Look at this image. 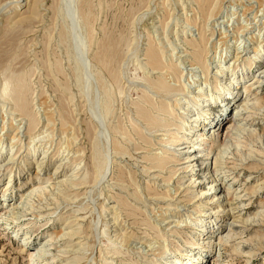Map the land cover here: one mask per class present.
<instances>
[{"label":"rangeland","instance_id":"obj_1","mask_svg":"<svg viewBox=\"0 0 264 264\" xmlns=\"http://www.w3.org/2000/svg\"><path fill=\"white\" fill-rule=\"evenodd\" d=\"M5 2H7L6 7L0 11V145L8 144L11 134L18 127H22V132L25 131L21 134L23 142L29 141V136L26 134L29 122L27 119L23 120L19 111H15L14 96L10 94V97H7L9 95L5 96L3 92L6 82H10L11 92L20 89L25 103L30 105L28 108L35 112L37 124L32 135L40 133V137L51 135L52 140L47 137L46 142H50L46 144V148H50L53 156L58 152L57 156L46 162L42 174L54 173L58 168L55 176L64 172L72 176L74 169H80L82 171L80 178L91 179L88 184L75 188L71 183L78 177L69 178L70 185H65L68 192L73 190L77 192L74 206L82 208V213L86 216L85 227H88L89 236L85 239L88 244L83 252L85 259L82 264H105V262L127 264L138 257V252L145 249L146 240L150 241L151 237H155L157 229L160 228L163 232L164 228H167L168 232L174 230L177 225L175 221L179 220L177 216H180L176 214H180L181 211L183 215L189 209L183 207L185 204L183 201L188 196L180 191V194H177L179 188L176 183L183 169L170 182L165 181L170 177L173 169L187 166L178 165L185 160L174 163L176 160L174 155L180 152V155H183L195 148L196 154L202 156L203 150L208 145L203 137H199V142L192 148L190 147L192 144L186 143L187 140L181 145H169L164 141L170 138L177 140L176 137L180 135L175 134L177 131L174 128L165 132L158 128L150 130L145 125L138 112L139 106L136 105L144 106L153 114L158 112L149 105L150 103H144L145 101L142 100L144 95H148L153 102L155 100L156 104L166 99L165 94L155 91L150 84L148 85L149 80L166 76L171 84L176 82V77L171 73L165 71L166 74H161L162 71H153L147 65V49L150 45L159 49L166 65L172 63L179 65L178 67L184 71L186 83L190 81L197 86L203 78L200 68L192 65L193 61L189 55L192 47L188 42L199 40L201 33L205 35L209 42L210 63H214L211 65V72L215 66L214 60L229 62L235 56V49L239 44L243 54L251 55L252 41L264 42V0H215L209 15H203L196 0H0V5ZM260 49L264 50L263 45ZM263 67L264 51L254 67L245 75L251 78V75L256 74ZM262 86L264 96V82ZM218 106V96L206 104L194 105L190 111L191 115H196L201 109L206 111L202 114L200 122L196 124V128L205 127L210 120L208 117L212 116L210 113L215 112ZM249 112L245 127H250L253 131L235 133L233 139L241 144L243 149L253 151L258 158L264 159V102L253 105ZM229 119L222 124L220 133ZM135 126L141 128L147 136V142L139 138ZM69 137L74 141L70 149L66 145ZM115 138L128 150L123 157H118L114 149H110ZM207 138L211 141V137ZM43 142L38 143L40 148L36 152V157L45 151L46 142ZM163 148L166 150H162ZM101 151L103 154H96ZM83 152L84 156L81 154ZM159 152L161 157H169L173 161L165 165V169L155 167L159 165L153 158ZM98 154L100 155L98 158L102 156L101 162L96 156ZM31 156L33 155H28V158ZM73 157L78 159L76 160L78 163ZM62 159L64 163L59 167ZM95 161L100 164L106 163L101 167ZM15 165L13 163L0 169V201L4 199L3 192L10 179L11 169L15 168ZM206 165V163L202 164L201 158L195 165L187 167V170L193 173L204 171ZM99 167L102 172L101 170L98 172ZM121 170L125 174L124 182L117 180L118 175L123 172H119ZM250 172L237 170V179L233 177L234 175L230 176V172H224L227 176L225 180L218 181L219 184L211 191L226 189L225 194L229 191L233 193L241 187L244 176ZM200 180H203L206 189L211 184L212 178L206 173H201ZM36 182L31 183L30 188ZM179 184L182 185V189L188 186L186 180H179ZM26 189L28 190V186L24 190ZM168 190L167 199L162 198L165 201L153 195L154 191L166 194ZM263 194L264 190L253 198L251 209L258 206V198ZM15 195L13 193V198ZM117 199L120 204L118 206ZM202 201L204 203L205 200ZM222 203L223 200L218 199L216 202L213 201L211 207L220 206ZM1 204L0 202V206ZM104 204L107 209L102 212L101 207ZM111 206H116L115 211L110 209ZM174 211L179 212L174 213ZM59 212L60 210L54 216L42 220L34 219L29 215L15 222L5 223L2 220L0 264H30L29 254L34 252V247H27V251L21 253V244L18 243L15 235L17 231L33 229L41 235V238L46 237L47 233H53L51 241L53 248H59L69 241V236L65 238L62 234H55V231L66 227V221L57 217ZM115 213H117L116 219ZM168 216L172 217L168 225L167 221L159 220ZM48 219L51 221L46 223ZM213 220V223L207 224L199 238L206 250L203 252L205 255L203 258H207L204 262L202 259L194 260L192 264H217L219 247H208L206 241L215 238L217 242L219 233L224 232L227 227L221 223L222 218L216 220L213 218ZM263 224L256 221L250 223L247 228H257ZM103 230H106L107 235L100 234V236L99 233ZM251 233L253 232L248 235ZM121 235L122 237L124 235L123 239L119 237ZM245 244V248H249V244ZM184 250H188V247L185 246L180 251L172 249V252L167 253L166 257L160 259L157 264H190L186 260ZM176 258L179 263L174 262ZM244 260L235 254H225L219 264H264V252L257 251L249 263Z\"/></svg>","mask_w":264,"mask_h":264},{"label":"bare ground","instance_id":"obj_2","mask_svg":"<svg viewBox=\"0 0 264 264\" xmlns=\"http://www.w3.org/2000/svg\"><path fill=\"white\" fill-rule=\"evenodd\" d=\"M196 1L199 3V7H201L199 9L202 10V12L204 13L203 15H209L211 9L215 5V0ZM6 5L7 2L1 4L0 11L4 7H6ZM252 42L253 55H247L248 53L243 54V51H240L242 47H239L241 44H239V46L235 49V56L230 59L229 62L224 63L221 59L217 60L215 58V66L212 70L213 72H211V65H213L214 63H210L211 59H209L208 39L203 33H201L199 40L189 41L188 44L192 47V51L189 53L193 61L192 65H197L200 68L201 76L203 78L202 82L199 83V85L197 86H194L190 81L186 83L187 81L186 79H184V71L178 67L179 65H176L174 63L166 65L164 63L162 54L159 52V49L152 45H150V47L147 49V65H149V67L153 71H162L161 74H166V72L171 73L172 75H174V77H176V82L171 84L169 81H167L166 76H161L154 80H149L148 85L150 84V87H152L155 91L165 94L166 99L164 101H161L160 104H156L155 100L153 102V100L148 97V95H144V97L142 98V100L145 101L144 103H150L149 105H152L156 112H158V114H153L149 109L147 110L146 108H144V106L137 104L136 106H139L137 107L139 108V115L145 121V125L150 130L158 128L160 129V131L165 132H169L174 128L177 131L175 132V134L180 135L176 137L177 140H175V138H170L164 141L165 143H169V145H181L184 144L182 142H186L187 140L186 143L192 144L190 146L192 148L195 147L196 144L199 142V137H203V140L206 142V144L208 143V145L206 146L205 150H203L204 155L202 156L196 154L195 148L193 150L190 149V151H187V153L183 155H180L181 152L176 153L177 151H175L176 155H174V158L176 160L174 163H178L181 160H185L183 163L179 162L178 165L184 164L187 166L182 165L184 167H181L179 169H173L170 177L168 179H165V181L170 182L174 178V176H176V174H178V172L183 169L182 173L184 174L182 176V173L178 175L179 179L176 183V185L178 186L177 188H179L177 194L180 191V193H184L186 197H189H187L186 200L183 201L185 203L183 207L189 209L183 215L181 214L180 210V214L177 213L179 211H174V213H177L176 215H180L177 216V219L179 220L175 221L177 224L175 226V229L170 230V233L166 231L167 228H164V232L161 231L160 228L159 230L157 229V235L155 237H149L150 241L146 240L145 249L143 251L138 252V257L133 260L131 259L132 261L128 262L127 264H157L160 259L166 257L167 253L172 252V249L175 248L176 250L180 251L185 246L188 247V250H184V252H186L185 255L188 263L192 264V261L199 259H202V262H204L207 257L203 258L205 256L203 252L206 250L205 246L200 243L201 239L199 240V238H201L202 232L205 231L207 224L213 223V218H215V220L218 218H222L221 223H224L227 227V229L225 228L226 230L224 232L219 233L217 242H215V238H211L206 241V245L208 244V247H219V252L217 254L216 259L217 264L221 262V258L225 254H235L241 258H244V261L246 263H249L251 261V258L256 255L257 251L259 253L264 252V241H262V239L264 238V224L261 227L257 228H247L250 223L256 221L264 223V194L260 198H258V206L255 209H251V203L253 201V198H255L260 192L264 190V159L258 158V156L253 151H247L243 149L242 145L236 143L233 139L235 133H249L253 131V129H250V127H245V125H247V118L250 113L249 110L253 105H257L261 102H264L262 86L264 82V67L260 68L256 74L251 75V78L245 75L248 70H251L254 67L256 62L261 58L262 52L264 51L260 49L261 45H263L264 47V42H257L256 40ZM236 43L237 41L235 42V45ZM105 46L107 47V45ZM11 91L12 90H10V82H6L3 89L5 96L9 95L7 97H10V94L14 96L15 101H13L14 104H16L15 111H19L20 116L23 117V120L27 119V121L29 122L28 128H26V134L29 136V141L27 140V143L23 142L21 134L25 133V131L22 132V127H18L16 131L11 134L8 144L4 146L1 143L0 145V169H3L4 167L6 168L7 166H10L13 163L16 164L15 168L12 167L11 169L10 179L3 192L4 199L0 201L2 203L0 206V222L2 220L5 221V223H8L9 221L15 222L25 215H29L34 219L42 220L44 218L54 216L60 210V212L57 214V217L66 221V227L59 231H55V234H62L63 237L65 236V238L69 236V241H66L59 248H53V244L51 243L53 239V233H47L46 237L41 238V235H39L33 229L22 230L20 232L17 231L15 235L17 237L18 243L21 244L22 249L20 252H26L27 247H34V252L29 254L30 264H42L44 262L46 264H82L83 259H85L83 252L85 251L88 244L85 239L87 236H89L88 227H85L86 216L83 215L82 208L74 206V199L77 196V192H75L74 190L68 192L67 188H65V185H70L69 178L75 179L76 177H78L76 181L71 183V185L75 188H78L77 186L82 184H88L91 179L89 180L88 178H85V176L88 174L84 176L85 180L83 178H80V169H74V171L72 172V176H69L67 172L55 176V173L57 172L58 168L54 171V173L49 172L48 174H42L43 167L46 162L52 160L55 156H57L58 152L55 153L53 156V153H50V148H46V144L50 142H46L48 141L47 137H50L51 135H48L47 133V137L46 135L40 137L41 133L35 136L32 135L35 131L37 124V119L34 115L35 112L31 111V108H28L30 105L28 106V103H25L24 97L21 94L20 89H14L13 92ZM149 96L151 95L149 94ZM216 96H218L219 99L218 109L216 108L215 112L210 113L212 116L208 117V119L210 118V120H208L207 123L205 122V127H202L201 129L196 128V124L200 122L202 114H205L206 111L204 109H201V112L197 113L196 115H191L190 111L192 110V107L194 105L206 104L209 101L214 100ZM212 108L214 107L212 106ZM228 118H230L228 123L224 125L222 133H220L219 130L222 127V124L226 122ZM135 129L137 134L140 136L139 138H142L144 141L147 142V136L144 134L141 128L135 126ZM114 132L118 134L116 130H114ZM92 133L90 134L92 135ZM23 136L25 137L24 134ZM207 137H211V141H209ZM130 139L132 140V138ZM50 140H52L51 137ZM41 141L46 142L44 145L45 151H43L38 157H36V152L40 148L38 143H41ZM112 141H114L112 142L114 144L113 147L110 149H114L115 155H118V157H123L125 154L128 153V150L118 139L115 138V140L113 139ZM72 142L74 141H72L71 138L67 141L68 144L66 145L67 147H69V149L71 148ZM2 150H5V152ZM162 150L165 151L166 149L163 148ZM13 151L15 152L12 153ZM84 152L81 154L83 155ZM97 153L100 154L102 153V151L96 152V154ZM81 154H78V156H81ZM99 154L96 155L97 158L98 156L100 157L101 154ZM28 155L33 156L28 158ZM103 157H105V155ZM201 158L202 164H207L204 168V171L199 170L198 172L193 173V171L187 170V167L195 165ZM98 159L95 160L101 162L100 159H102V156ZM73 160L74 159H72V161ZM76 160L78 159L75 158L74 161ZM103 160H105V158ZM153 160H156L159 165L155 167H159L162 169H165V165L169 164L170 162H173L170 160L169 157H161L160 152L155 156V158H153ZM100 162L96 163L100 164ZM63 163L64 159L60 160L59 167H62ZM105 163L100 164V166ZM98 169V172H100L101 168L99 167ZM237 170H246L248 172H250L249 170H251L250 173L244 176L243 181L241 183V187L239 189H237L233 193L229 191L228 194H225L226 189H223L224 191H211L212 188L219 184L218 181L225 180L227 176L224 175V172H230V176L234 175L233 177L237 179ZM122 171L123 170L119 172ZM123 173L124 171L122 172V174ZM201 173H206L212 178V180L210 181L211 184H209V187L206 189L204 188L205 185L202 182L203 180H200ZM122 174L118 175V181L124 180L123 177L125 174ZM100 175L102 177V173ZM93 178L94 177H92V179ZM86 179L88 180L86 181ZM179 180H186V183L188 182V186L185 189H182V185L179 184ZM35 181H37L36 184H34L32 188H30L31 183ZM27 186L28 190H24L25 188H27ZM221 186L222 185L220 184V188ZM199 187H201V189H198ZM35 189H37L36 192ZM149 189L151 190L152 188L149 187ZM167 192L168 193L164 194L154 191L153 195L157 198H161V200H164L162 198L167 199L166 197H168L167 194H169V190ZM13 193L16 194L14 198ZM136 196L138 197V194ZM218 199L223 200L222 205L211 207L213 201L216 202V200ZM201 200H205L204 203L203 201L201 202ZM116 205H120L118 199ZM101 208L102 212H105V210L107 209L106 204H104V206ZM115 208L116 206L110 207V209H113L114 211ZM167 209L169 210V208ZM116 214L117 213L114 214L115 219L117 218ZM171 218V216H168L159 220H161L162 222L167 221L166 223L168 225V222L171 221ZM50 221L51 219H48L46 223H49ZM98 224L100 223L98 222ZM250 232L253 233L248 235ZM100 234L107 235L106 230H103L101 233H99V235ZM119 237H122V235ZM123 238L124 235L122 239ZM244 238L246 239L243 240ZM240 240L243 241L241 242ZM248 240L249 248H245V243H248L246 242ZM250 244L253 246L252 248L250 247ZM257 246L258 248L255 249V247ZM60 255L61 257H59ZM176 261L178 262L179 260L176 258L174 262ZM105 264H107V262H105Z\"/></svg>","mask_w":264,"mask_h":264}]
</instances>
